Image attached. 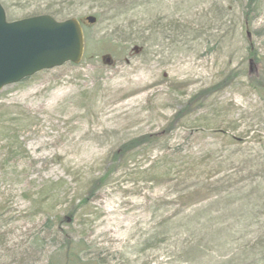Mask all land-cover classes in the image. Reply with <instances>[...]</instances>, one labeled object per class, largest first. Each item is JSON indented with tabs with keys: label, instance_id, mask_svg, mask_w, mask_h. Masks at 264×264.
Masks as SVG:
<instances>
[{
	"label": "rangeland",
	"instance_id": "1",
	"mask_svg": "<svg viewBox=\"0 0 264 264\" xmlns=\"http://www.w3.org/2000/svg\"><path fill=\"white\" fill-rule=\"evenodd\" d=\"M0 3L9 20L52 6L79 18L87 37L81 64L0 92V264H24L32 243L28 260L47 264L58 231L47 224L65 216L73 227L60 230L82 245L81 263L227 264L241 244L264 240V200L245 206L256 185L199 192L224 176L222 153L264 151V94L250 85L264 82V61L248 53L264 56V0L251 11V41L246 0H120L123 9L114 0ZM233 72L235 81L208 94ZM201 92L209 98L167 132ZM149 134L158 144L131 153L71 216L112 152Z\"/></svg>",
	"mask_w": 264,
	"mask_h": 264
},
{
	"label": "trees",
	"instance_id": "2",
	"mask_svg": "<svg viewBox=\"0 0 264 264\" xmlns=\"http://www.w3.org/2000/svg\"><path fill=\"white\" fill-rule=\"evenodd\" d=\"M260 0H246V5L244 9V21H245V29L247 30V39L251 41L249 35L250 31H248L247 27L252 22V10L254 4H257V9L259 8ZM116 3V8L123 9V4L120 3V0H114ZM131 10V9H128ZM251 12V14H250ZM38 14H49L59 20H65L71 18L72 16L66 15L61 11H55L54 7L50 6L41 11L36 12L34 15ZM100 17V15H97ZM248 53L250 58H252L255 62H263L264 56L259 55L257 50H253L248 48ZM235 73H231L227 79H224L220 84L221 86L215 88L208 94H212L217 90H221L229 85L235 79ZM28 81V80H26ZM235 81V80H234ZM250 85L252 89L258 92V94H264V82L261 80L251 79ZM209 96L205 94V92H201L197 94L195 97L190 99L189 103H185L182 110L178 111L175 117L173 116L172 121L170 122V128L167 132L172 131L177 125L179 119L187 117L190 113L193 114L197 107L200 106L205 100H207ZM176 124V125H175ZM166 132V133H167ZM168 134V133H167ZM158 144V135H144L141 137L133 138L130 141H127L121 144L114 153V161L111 163V167L105 170V173L101 175V177L93 179L88 187L85 190L84 197L81 198L78 208H71L68 212L73 213L71 216H76L78 211L82 208H85L88 205V200L90 197L96 195L99 190H101L104 185H106L111 179L112 175L117 171L122 163L128 162L126 161L129 158H132L133 154L139 149H146L150 146H156ZM234 145H237V141H234ZM262 149V148H261ZM240 148L237 147L234 153H222L220 155L218 161V170L217 173L219 175H224L219 178L215 183L205 184L202 183L201 189L199 192H207L210 188L216 187L213 191L217 193L221 191L225 186L237 187L239 183H241V187L247 182L245 188H250L252 185H256L254 189L253 198L250 196L245 201V206L248 207L252 205L254 202H259L260 200H264V151H257L256 153H240ZM245 178V179H244ZM188 181V178H187ZM240 187V188H241ZM244 188V187H242ZM241 188V190H242ZM243 191V190H242ZM229 195V193H226ZM231 197V195H229ZM226 198V197H223ZM225 204V201H223ZM227 209V208H226ZM70 218V219H69ZM59 222L54 223L49 220L47 227H52L53 224H56L58 227L57 232V241L55 238L52 239L54 243L50 248L54 249L53 255L49 258L47 264H91L90 261L85 263L82 262V258L85 254V250L82 248V245L78 242L76 243L71 235L70 231H61L62 226L73 227V217L65 216L59 217ZM61 237L60 240L58 238ZM41 241H39V248L41 253H44L47 250V245H44V241H47L46 237H40ZM60 242V243H59ZM247 243V244H246ZM35 246L33 243L31 244L30 251L31 253L34 250ZM27 249L24 250V256L22 261L24 264H32L33 257L35 254L31 255V258L28 260L30 253H28ZM240 252V256L237 257L236 254ZM235 254V257L231 260H227L225 263L227 264H264V240H259L256 243H252L251 241L245 242L240 245L239 251ZM35 264V263H34Z\"/></svg>",
	"mask_w": 264,
	"mask_h": 264
},
{
	"label": "water",
	"instance_id": "3",
	"mask_svg": "<svg viewBox=\"0 0 264 264\" xmlns=\"http://www.w3.org/2000/svg\"><path fill=\"white\" fill-rule=\"evenodd\" d=\"M87 21L94 24L96 19ZM84 51V31L77 19L58 21L41 15L9 22L0 4V91L41 71L78 65ZM105 60L111 62L109 57Z\"/></svg>",
	"mask_w": 264,
	"mask_h": 264
}]
</instances>
